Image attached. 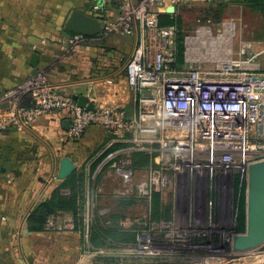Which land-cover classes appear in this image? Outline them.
Returning a JSON list of instances; mask_svg holds the SVG:
<instances>
[{"label": "built area", "instance_id": "1", "mask_svg": "<svg viewBox=\"0 0 264 264\" xmlns=\"http://www.w3.org/2000/svg\"><path fill=\"white\" fill-rule=\"evenodd\" d=\"M189 1L125 0L113 19L103 20V35L139 36L125 69L128 84L135 92L136 114L109 105L81 107L44 77L33 75L3 93L0 133L66 111L69 139L82 137L92 126L102 127L112 142L133 134L135 145L111 151L103 160L128 178L134 162L132 152L150 155L146 176L135 184L134 196L127 198L142 199L151 207L154 194L167 190L172 183H182L189 199L185 223L148 217L136 233L131 253L162 258L192 257L203 251L198 264H224L226 249L221 242L226 240L230 249L232 236L241 233L236 227L248 165L264 159V73H254L257 67L251 71L246 68L256 57L248 55L253 46L249 41H242L238 52L245 60L231 59L214 67H181L177 25L161 24L160 14L176 15L178 7ZM170 6L175 7L173 13L167 11ZM140 134L148 137L141 138ZM236 180L237 198L225 212L217 199H231V192L235 199ZM201 190L206 199L203 215L197 210ZM92 204L89 197L87 241ZM45 230L75 231V216L70 212L51 214ZM254 250L246 252L244 264H264V251ZM95 252L104 254L102 248ZM236 253L245 252L229 251V255Z\"/></svg>", "mask_w": 264, "mask_h": 264}, {"label": "crops", "instance_id": "2", "mask_svg": "<svg viewBox=\"0 0 264 264\" xmlns=\"http://www.w3.org/2000/svg\"><path fill=\"white\" fill-rule=\"evenodd\" d=\"M123 1L0 0V107L5 108L2 100L5 91L22 85L33 76L30 60L36 52L40 56L37 75L63 94L71 97L85 95L96 106L129 107L128 112L136 114L135 92L128 84L125 69L138 43V34L103 35L99 31L95 35H81L60 31L62 21L67 20L76 8L85 9L88 15L101 19L102 27L103 20L116 16ZM50 32L56 37L51 39ZM67 120L66 111H59L43 116L29 126L0 133V264H29L25 245L29 232L27 215L42 201L51 198L56 187L76 170L86 173L82 211L85 224L91 178L98 166L105 170L109 168V173L118 179L109 182L108 192L101 193L104 199H92L98 206L95 213L91 211L90 232L94 222L102 226L114 225L119 228L122 239L116 238L111 246L101 247L104 254H98L95 251L99 248H94L90 238L89 241L85 238V226L81 225L75 231H34L30 233L34 237L33 263L153 264L133 260L131 257L136 255L129 253V249L135 244L138 229L148 217H152V209L157 203L160 208L171 207V220L178 222L177 204L165 203L161 199L164 191L159 193L158 201L152 199L151 207L142 200L127 201L135 188L133 172L128 178L123 177L110 163H103L105 157L91 172L93 162L115 143H129L125 147L135 145L133 134H127L122 141L112 142L102 127L92 126L82 137L69 139L68 129L64 127ZM139 152L148 155L145 151ZM66 169L69 172L61 176ZM92 190L95 198V184ZM62 193L68 195L70 191L64 189ZM30 199H33L32 204ZM135 221L143 222L139 228L129 225ZM13 233L17 234L16 247ZM129 234L133 236L131 242L127 241ZM180 259L173 258L174 262L168 264H184Z\"/></svg>", "mask_w": 264, "mask_h": 264}, {"label": "rangeland", "instance_id": "3", "mask_svg": "<svg viewBox=\"0 0 264 264\" xmlns=\"http://www.w3.org/2000/svg\"><path fill=\"white\" fill-rule=\"evenodd\" d=\"M246 2L249 4H247ZM222 5V3H211L205 0H190L189 2L184 3L178 7V11L175 15V21L178 28L176 38L178 49H180V66L183 67L184 64V67H187L189 65L214 67L216 65L228 63L231 59L245 60V57H240L238 52L241 42L249 41L253 44V46L251 52L248 55L252 56L254 54L256 55V57L251 62L252 64L247 65L246 68L247 70L251 71L252 67H257L258 70L253 71L254 73H264V12L261 9V6L264 7V0H248L245 1V3H234L231 5L227 4L226 6ZM65 20L62 21V25H60V31L62 32V34L68 31L65 28ZM49 37L53 39L54 37H56V34H54V32H50ZM186 61L187 66L185 65ZM144 136L146 135H141L140 137L144 138ZM147 144L149 143H143V145L149 146ZM109 163L111 164V162H107L104 164ZM147 166L145 167L147 168ZM100 167L101 166H98L97 170L99 171L96 170V173L91 178V199H104V197H102L104 194L101 193H103V191L108 192V185L110 184L109 182L114 183L118 179L116 175L109 173V168H106L105 170L100 169ZM145 167L138 166L135 164V162H133L132 172L135 178V184L138 181L144 179L146 175ZM93 184H95V198L92 195ZM101 187L103 188L101 189ZM98 188L99 190L97 191ZM134 194L135 188L133 194L129 195V197L134 196ZM199 195V198L201 197V199H197V210L201 215H203L206 209L204 190H201ZM231 195V199H217L222 209L225 210L228 209L230 205L233 206L234 200L236 199H233L232 192ZM161 199H164L165 203H170L172 206L176 203L179 215L178 223L180 225L185 223V218H187L188 215L189 195L188 189L184 186V184L181 183L180 185H177L176 183H172L171 186L161 194ZM30 201V203L32 204L33 199H30ZM15 202H17V199H15ZM97 206L98 205L96 202L91 206L94 213L97 211ZM142 222L143 221H135L131 222L129 225L135 228L137 226V228H139ZM83 226H85V224L82 221V227ZM55 231L65 230H54L51 232ZM31 232L34 231L29 230V232L26 233L27 235L25 237V245L28 249L27 259H29V264H34V253L32 251L34 237L32 236V234H30ZM16 237L17 234H15L14 237L15 247L17 246L18 241L16 240ZM221 244L223 245V248L226 249L224 264H244V261L247 259L246 252L229 255L231 247L229 249V244L227 243V241H222ZM254 251L263 252L264 244ZM129 253H131L130 250ZM203 253L205 252L199 251L195 256L192 257L180 256V262L184 264H195L202 258ZM131 258L133 260H145L148 262H152L153 264H168L173 263V258L176 259L177 257L166 256L162 258H155L136 255L132 256Z\"/></svg>", "mask_w": 264, "mask_h": 264}, {"label": "trees", "instance_id": "4", "mask_svg": "<svg viewBox=\"0 0 264 264\" xmlns=\"http://www.w3.org/2000/svg\"><path fill=\"white\" fill-rule=\"evenodd\" d=\"M248 0H225L222 6H226L229 3H245ZM247 3V2H246ZM249 4V3H247ZM264 12V7L261 6ZM160 22L163 25L176 24L175 15H169L166 13L160 14ZM68 33H71L67 31ZM74 34V33H71ZM178 49V46H177ZM180 60V49H178V62ZM129 143H115L112 145L104 155L98 157L92 164L91 172H93L105 155L113 150L121 147L128 146ZM134 162L138 166H147L150 163V156L143 152H134ZM86 173L83 170L74 171L69 177H67L53 192L51 198L42 201L40 204L35 206L27 215V226L30 231H43L45 230V223L47 217L51 214H60L62 212H70L75 216L76 229L82 225V211L83 202L86 193ZM68 189L70 193L64 195L62 191ZM235 199L237 198L238 184L237 180L234 183ZM153 199L158 201L160 199L159 193L154 194ZM134 199L127 198V201L131 202ZM171 207L167 206L160 208L159 204L152 209V219L160 220L167 219L171 220ZM246 228V185L244 186L240 198V211L237 218V232H244ZM118 229L111 226H102L98 222H94L90 232V243L94 248H101L104 246H111L112 242L118 239H122L118 233ZM133 238L132 234L128 235L127 241L131 242Z\"/></svg>", "mask_w": 264, "mask_h": 264}, {"label": "water", "instance_id": "5", "mask_svg": "<svg viewBox=\"0 0 264 264\" xmlns=\"http://www.w3.org/2000/svg\"><path fill=\"white\" fill-rule=\"evenodd\" d=\"M167 11L174 12L175 7L170 6ZM66 30L81 34L95 35L101 29V19L87 14L85 9L76 8L72 11L65 23ZM39 54L31 55L30 65L33 67L32 75L38 74ZM77 104L87 109H94L95 104L85 95H73ZM129 111V107L125 108ZM70 120L64 122L69 129ZM72 168V167H71ZM68 169L62 172L64 176ZM264 244V159L251 162L248 165L246 182V228L244 232L235 233L231 238V248L235 252H248Z\"/></svg>", "mask_w": 264, "mask_h": 264}]
</instances>
